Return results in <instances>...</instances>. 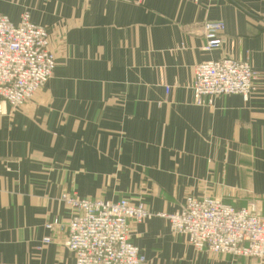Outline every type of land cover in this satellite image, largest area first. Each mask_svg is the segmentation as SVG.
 Here are the masks:
<instances>
[{"label":"crops","instance_id":"obj_1","mask_svg":"<svg viewBox=\"0 0 264 264\" xmlns=\"http://www.w3.org/2000/svg\"><path fill=\"white\" fill-rule=\"evenodd\" d=\"M25 12L48 30L56 65L27 103L0 113V262L73 264L59 196L75 193L144 202L153 216L130 231L144 264H264L196 251L155 215L187 195L254 199L264 215V0H0L13 23ZM207 21L224 25L208 51ZM245 56L247 101L197 102L196 64ZM53 218L62 227L47 230Z\"/></svg>","mask_w":264,"mask_h":264},{"label":"built area","instance_id":"obj_2","mask_svg":"<svg viewBox=\"0 0 264 264\" xmlns=\"http://www.w3.org/2000/svg\"><path fill=\"white\" fill-rule=\"evenodd\" d=\"M223 28L221 21L203 24L204 50L221 44ZM55 65L44 26L33 23L27 12L18 23L0 13V113L4 104L19 108L27 103ZM192 72L190 87L198 103L227 94H239L247 101L255 90V73L246 56L201 62ZM59 199L71 207L63 245L72 252L73 264L145 263L130 240L131 223L153 216L141 200L81 198L75 193H63ZM155 215L167 219L169 230L184 235L196 251L264 259V215L253 202L235 207L216 197L187 195L179 210ZM44 226L62 227L58 218ZM50 241L49 236L42 239L44 244Z\"/></svg>","mask_w":264,"mask_h":264},{"label":"rangeland","instance_id":"obj_3","mask_svg":"<svg viewBox=\"0 0 264 264\" xmlns=\"http://www.w3.org/2000/svg\"><path fill=\"white\" fill-rule=\"evenodd\" d=\"M51 50V49H50ZM52 51V50H51ZM53 52V51H52ZM54 57H55V54H54ZM231 58V57H230ZM63 194V193H62ZM60 197V196H59ZM211 197H213V196H211ZM124 198H128V197H124ZM216 198H218V199H220L219 197H216ZM100 199H102V198H100ZM129 199H131V198H129ZM131 200H133V201H137V200H134V199H131ZM139 200V199H138ZM222 200V199H221ZM224 202V201H223ZM249 202H253V203H255L256 205H257V208H258V210H259V204H258V201L257 200H254V199H251V200H249V201H247L246 202V204L247 203H249ZM144 203V202H143ZM225 203V202H224ZM245 204V205H246ZM146 206V205H145ZM134 224H139V223H134ZM131 225H132V223H131ZM130 231H131V227H130Z\"/></svg>","mask_w":264,"mask_h":264}]
</instances>
